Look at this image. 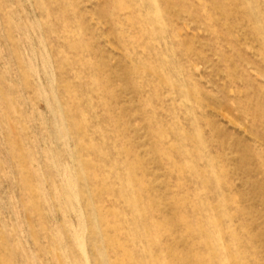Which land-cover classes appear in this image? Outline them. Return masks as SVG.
Returning a JSON list of instances; mask_svg holds the SVG:
<instances>
[{
  "label": "rangeland",
  "instance_id": "obj_1",
  "mask_svg": "<svg viewBox=\"0 0 264 264\" xmlns=\"http://www.w3.org/2000/svg\"><path fill=\"white\" fill-rule=\"evenodd\" d=\"M0 264H264V0H0Z\"/></svg>",
  "mask_w": 264,
  "mask_h": 264
},
{
  "label": "bare ground",
  "instance_id": "obj_2",
  "mask_svg": "<svg viewBox=\"0 0 264 264\" xmlns=\"http://www.w3.org/2000/svg\"><path fill=\"white\" fill-rule=\"evenodd\" d=\"M175 260H176V257L174 258V261H175ZM174 261H173V262H174Z\"/></svg>",
  "mask_w": 264,
  "mask_h": 264
}]
</instances>
